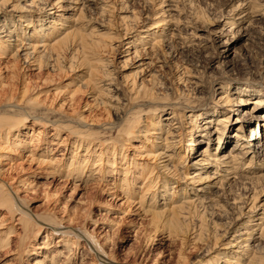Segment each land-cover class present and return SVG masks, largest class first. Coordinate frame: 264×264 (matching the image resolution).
<instances>
[{"label": "bare ground", "instance_id": "6f19581e", "mask_svg": "<svg viewBox=\"0 0 264 264\" xmlns=\"http://www.w3.org/2000/svg\"><path fill=\"white\" fill-rule=\"evenodd\" d=\"M61 1L0 0V64L3 61L1 59H7L8 65L4 63L6 64L4 67L10 70V76L15 77L17 75L19 66L16 68L15 66L20 61H23L22 64H25V66L26 64L36 65L37 70H41L44 64L45 67H50L51 70L59 71L62 69L59 60L60 55L67 51L69 53L73 52L71 55L69 54L71 62L67 68L70 69L73 67L72 63L78 57V59H81V63H83L82 60H86L85 55L91 54V52L95 54V50L107 44L112 48L114 46L111 41L115 40L114 38L124 37L139 30V26H134L132 20L133 17L136 18L139 14H134L136 16L133 17L121 14L118 17V22L123 24V28H121L122 33H118L116 30L114 31L117 33L107 32V30L106 32L101 30L103 32L100 33L96 30L97 32L95 33L93 29L90 33L85 34V27H83L87 21L84 15L85 12L93 7L96 8L98 5L101 6L105 1L67 0L72 7H67L68 12L66 14L57 12L64 5L61 6ZM110 2L109 0L107 3L110 4ZM160 2L162 3L163 1L161 0ZM164 10L162 7L160 15H157L152 24L149 23L151 26H146V21L143 22L142 25L147 28L141 29L139 35L137 34L136 37L127 42L122 50V53H125L124 55L130 52L136 54L137 50L134 47L139 44L143 46L141 49L145 50V45L149 44L151 40L156 41L158 44L160 43V45L164 42L169 43L167 39L173 40L170 50H176L177 41H174L177 37L175 36L176 34L171 29L169 37L166 38V34L163 32V29L166 26H171L175 22V19L173 13L170 14L169 12L165 15ZM253 10L251 7L250 9L246 8L244 14L246 13L248 15L246 16L250 18ZM100 17L103 16L100 15ZM240 17H243V14ZM129 18L132 21H129ZM230 20V25L233 26L235 20L233 18ZM109 21L106 22L108 23ZM128 21L132 22L133 26H127ZM86 26L88 25L86 24ZM106 26L108 27L107 24ZM137 27L138 29H135ZM152 29H155V31ZM90 35H97V37ZM156 35H159V38L155 37ZM102 39L103 41L109 39L110 43L103 44ZM227 44L228 42L225 39L221 46ZM222 51L225 55L229 52L227 46ZM89 59H87L88 62H93V65L87 67L85 65L87 60L84 62V66L87 68L84 74L88 76L87 79H83L84 81L80 80L78 85L75 84L76 87L70 89L67 96H61L60 100L62 101L59 100L57 102L54 100L57 95H53V98L51 97L52 99L50 100H45V98H48L47 96L44 99L32 96L26 97L28 95L27 83H22L23 85L20 88L15 86L14 89H4L1 91L0 158L9 159L12 163L5 172L0 169V210L4 208L6 215L9 216L8 218L16 220L15 223L19 224L18 228L21 229L26 239L29 238L33 230L39 229L44 224L49 226V229L46 231L47 234L43 235L41 238L43 240L40 241V244L34 245V249L40 248L39 246L45 248L49 245L50 247L51 243L48 240V233H53V230H62L59 228L61 227L60 224L55 222L52 216L47 215L44 217L29 213L27 208L22 205V200L20 201L19 192L21 190L19 188L23 185V182L18 180L16 176L10 175L8 170L13 167V163L30 161L36 163V165L46 166L45 172L47 171L52 176H59L64 173L66 180L71 183L74 182V186H76V181L85 183L89 179H96L95 183L100 185V179H104L106 182L112 180L111 184L105 183V186L109 187V192L111 188L116 189V192L114 190L111 191L114 197L120 196L118 199H123V203H134L142 208L155 227L159 224L161 226V223L165 227L167 226L166 228H168V225L172 226L173 233H176L178 238L180 237L181 243L185 239H188L190 234L193 236L190 238L193 239V242L207 240L212 236L214 239L213 246H215L218 224L208 215L214 214L213 208L217 204L211 200L220 195L219 191L214 190L217 187L216 183L212 182L211 185L213 186L206 185L200 189H195L192 186L188 190L187 185H182L181 181L186 176V179H189L190 182L202 179V181H206L210 177L206 176L207 174L205 175V172H207L206 168L210 166L212 170L208 171H212L213 174L222 173L216 181L219 184L218 188L223 186L224 181L226 184H230L236 178V173L240 171V167L244 165L243 160L247 156H249V160L246 163V168L251 167L252 162H254L253 165L258 167V169L264 168V137L263 139L259 137L261 136L260 127L264 129V112L258 116L259 121L251 113L264 106V90L256 87L260 85V82L253 79V76H251L250 80L232 82L231 85L230 82L216 81V85H220L219 87L222 91L217 100L213 101L212 110H210L205 106L206 104L202 101L201 97L195 95L196 82L193 81L191 84L194 86H190V88L194 95L188 94L189 96L184 98L182 107L179 106L182 109L179 110L173 108V106L175 107L181 103L178 104L174 99H170L171 95L169 93H163V90L162 92L159 91L161 93H158L155 89L156 87L152 86L154 84L150 88L148 86L145 87L142 79L140 82H138L139 79L136 81L131 80L127 86L128 92L132 94L130 99L134 102H140V106H131L124 111L121 107L122 105L118 103L119 99L115 101L117 96L114 97L112 94L116 88H111L115 77L113 78L111 70L108 69V66L111 65L110 59H101V57H91V60ZM78 63L80 66V62ZM124 79L128 78L125 76ZM187 80V78L183 79L184 82H187ZM161 84L158 81L155 83V85L159 86ZM83 86L84 88H88L89 86L91 91L89 90L88 93L93 92L90 97H92L95 104L103 106L105 112H109V110L111 112L112 110V113H110V115H114L112 122L101 124L97 121V124H91L92 117V120L90 119L91 121L87 122L83 118L80 119L79 115L73 116L68 114V110L64 108V105L66 106L68 102L74 101L76 93L81 92ZM63 92L66 93L65 89ZM141 92H143V95L139 96ZM102 96L107 97V102L103 100ZM53 100L55 103L57 102L58 110L55 106L51 105ZM145 103H148L152 108L146 110L144 108L146 107L144 106ZM247 103L252 104V107H249L251 110L249 108L238 110L241 105H246ZM168 106L171 107L169 108ZM237 110L238 113L235 112ZM228 111L236 114L234 123L237 124L235 130L238 133L234 131L229 135L230 138L231 136H237L233 140L234 142L228 136H223L225 128L229 123ZM184 116L188 122L182 124L179 119ZM29 117L31 123L27 125L25 122ZM200 122H203L202 125ZM48 128H51L49 134L46 133ZM26 129H30L31 132H23ZM62 132L66 134H63L64 136L61 137L60 141H55V139L60 137ZM197 132L199 133L197 134ZM240 132H245L244 136L240 135ZM185 136L189 137L186 144L188 148L186 149V153L183 150L179 152L178 146L181 142L185 141L187 138ZM66 139H68V142ZM213 139L216 141V145L222 144L220 148L225 147L227 142L233 143H230L223 152H215V150L213 152H210L211 150L206 152L207 147L198 152L199 154L194 151L193 153L197 157L194 158L193 156L194 159L191 160V164H193L191 169L193 170L191 174L187 173L188 166H184V162L190 156L189 153H191L192 147L197 146L200 141L208 144ZM256 139L258 140L256 141ZM133 140L134 142L136 140L137 143L134 144ZM67 145L68 147H66ZM127 146H131V156L126 155ZM69 147H72V150L68 154L69 156L65 157L63 151L65 149L68 150ZM57 151L59 153L55 155ZM81 151L83 153H80ZM135 157H138L139 161L134 160ZM247 171L249 173V170ZM229 173L232 176L228 177ZM263 175L257 174L254 178L249 179L257 181ZM255 196L253 193L249 198L254 199ZM160 199L163 200L160 201ZM16 215L17 217H14ZM66 218L69 223L76 224L72 217ZM234 220L236 219L234 218ZM3 222L4 214L0 215L1 226H3ZM227 224H232V222ZM242 225V228L235 229L236 234L232 238L233 242L236 241L237 250L230 253V255L226 253L224 254L225 256H223V252L218 253V258L222 259L219 257L220 255L224 257L223 264H229L230 262L233 264H264V215L259 214L257 221H251L250 218H247ZM248 225H255V229H251ZM12 228V226H9L5 230H0L3 231L0 234V249L7 247L13 241L10 239L15 234ZM77 230L75 232L70 227H66L64 230L59 231L58 242L64 239L63 243L70 250L71 247L76 248L77 243L82 238L85 244L87 243V248L97 256L99 264L114 263V261L106 260V256L101 253L102 248L97 242L95 243L94 240H91L85 231L79 230V228ZM190 231L191 233L188 234ZM253 233L257 234L254 238ZM69 238H72V241ZM228 243H231V241H228ZM71 252L69 253L71 254ZM42 255L43 259L48 257V255ZM50 255V263L56 264V257L60 254L53 252ZM113 256H109V258L111 257L110 259L116 260L115 256ZM179 256L183 259L182 262H184V257L181 254ZM102 257L105 260L101 259ZM70 259H73L70 255L66 254L64 256V260L69 261ZM129 264L131 263L129 262ZM198 264H216V262L210 259L206 263L199 261Z\"/></svg>", "mask_w": 264, "mask_h": 264}, {"label": "rangeland", "instance_id": "374dc122", "mask_svg": "<svg viewBox=\"0 0 264 264\" xmlns=\"http://www.w3.org/2000/svg\"><path fill=\"white\" fill-rule=\"evenodd\" d=\"M110 1V4H108L107 2H109V0H103L104 3L101 4L103 7L98 5L96 8L93 7L85 12V19L88 22L86 21L83 25V27H85L84 33H90L93 29L95 33L97 31L99 33L103 31L106 32V30L107 32H115L114 30H116L118 33H122L121 28H123V24L118 22V17L121 14H127L129 17L139 14L136 18H131L134 22V26H139V30L124 37L114 38L115 40L111 41L114 47L110 48L107 44L95 50L94 52L97 56L93 52H91V54L86 53L88 55H85V59L87 60L90 58L89 60H91V57L110 59L111 65L108 66V69L111 70L110 72L113 78L115 77L111 84V88H116L112 94L114 97L117 96L115 101L119 99L118 103L122 105L121 107L124 111L131 106H140V102H134L130 99L132 94L128 92L127 86L131 80L136 81L139 79L138 82H140L142 79L145 87L148 86V88H150L154 86L158 93H161L162 90L163 93H169L171 95L169 97L170 99H174L178 104L181 103L176 105L177 107L173 106V108L179 110L182 109L180 107L184 104V98L190 94L194 95L190 88V86H194L191 84L193 81L196 82L194 90L195 95L201 97L202 101L206 104L205 106L210 110H212L213 101L217 100L221 95L222 90L219 87L220 85H216V81L218 80H222L226 83L230 82L231 85L232 82L250 80L251 76H253V79L260 82V85L256 87H260L264 90V0H162V3L160 2L161 0ZM60 4L61 6L64 4V7L62 6L59 8L57 12L66 14L68 12L67 7L71 6L70 2L62 0ZM105 6H108V9ZM249 6L251 9H254L250 18L247 17L248 15L246 13L244 14L246 8L250 9ZM162 7L165 9V15L169 12L170 14L173 13L175 19V22L171 26H166L163 32H165L166 38L169 37L171 29L174 34H176L175 36L177 37L174 39V41H177L176 50H170L173 40L170 41V39H167L169 43L164 42L161 43V45L156 41L148 40L150 43L145 45V50H142L141 48H143V46L139 44L134 47L135 50H137L136 54L130 52L124 55L125 53H122V50L127 42L132 40L133 37H136L137 34L139 35L141 29L143 30L147 28L146 26H151L150 24L155 21L157 15H160ZM241 14H243V17H240ZM100 15L103 17H100ZM232 18L235 20L233 26L230 25V19ZM132 20L129 18V21ZM106 21L109 22L107 23ZM129 21L127 22V26H133V24H131L132 22ZM144 21H146V26L142 25ZM104 22L106 23L103 24ZM86 24L88 26H86ZM135 29H138V27ZM155 29L152 30L155 31ZM90 36L97 37V35ZM158 36L159 35H156L155 37L159 38ZM225 39L228 44L221 46ZM109 41V39L107 41H103L102 39L103 44L110 43ZM226 46L229 51L227 55L229 56L225 55L222 51ZM72 53L73 52L69 53L68 51L61 53L59 60L62 69L59 71L51 70L50 67H45L44 64L41 70H37L36 65L26 64L25 66V64H22L23 61L17 62L15 68L19 66V69L15 77L10 76V70L4 67L6 65L4 63L8 62L7 59H1L3 61H1L2 63L0 64V80L2 82H0V93L4 89L11 90L14 89L15 86L20 88L23 85L22 83H27L28 95H26V97L32 96L44 99L45 96H47L48 98H45V100H50L53 98V95H57L54 100L58 102L60 97L67 96L68 91L75 88L80 80L84 81L83 79H87L88 77L84 74L87 70L84 66L86 60H82L83 63H81V59L76 57L77 59L72 63L73 67L70 69L67 68L71 62L70 55ZM123 60L126 61L122 62ZM78 62H80V66ZM85 65L89 67L93 65V62L90 63L87 60ZM135 73L136 75H134ZM125 76L128 78L126 79L127 81L124 79ZM153 76L156 77L154 78ZM132 77L133 79H131ZM178 77L180 78L179 80ZM184 78L188 79L187 82L183 81ZM157 81L162 84L160 86L155 85ZM159 88L162 89L159 90ZM64 89L66 93L63 92ZM81 90V92L76 93L74 101L68 102L66 106L63 104L64 108L68 110V114L73 116L79 115L80 119L83 118V120L87 122H90L92 117L93 122L91 121V124H97V121L101 124H105V122L109 124L110 121L112 122L114 117L113 114L110 115L112 110L111 112L110 110L109 112H105L103 106L95 104L92 97H90L93 92L88 93L89 90L91 91L89 86L88 88H84L83 86ZM15 94L17 95L16 92ZM141 95H143V92L139 94V96ZM106 96H102L104 101L107 100L106 98L108 96ZM54 100L51 105L55 106L57 109L58 105H56L57 102L55 103ZM144 106H146L144 107L146 110L152 108L148 103H145ZM168 107L170 108L171 106ZM249 107H252L251 103H247L246 105L243 104L238 110L248 109ZM238 110L235 112L238 113ZM232 111H228L229 123L225 128L223 136H228L229 139L233 141L237 136H231L230 138L229 135L234 131L235 133L238 132L235 130L237 124L234 123L236 114ZM262 112H264V106L251 113L255 118L257 117L259 121L258 116ZM29 119L30 117L25 122L27 125L31 123ZM186 120L185 116L179 119L182 124L188 122V120ZM202 123L203 122H200L201 125ZM50 129H47V134L51 132ZM263 130V127H260L261 136L259 137L261 139L264 137ZM27 131L31 132L30 129H26V131L24 130L23 132ZM198 133L199 132H197V134ZM63 134L66 133L62 132L60 137L55 139V141H60L62 139L61 137L64 136ZM239 134L243 135L245 132H240ZM185 137H187L185 141L181 142L178 146L179 152L183 150L186 153V149L188 148L186 144L188 143L189 137ZM257 140L258 139H256V141ZM66 141L68 142V139H66ZM233 142H227L225 147L223 146V148H220L222 144L216 145L214 139L208 144H204L200 141L197 146L192 147L191 153H189L191 157L189 156L184 162V166H188V169L186 168L187 173L191 174L193 170L191 169L193 165L191 164V160L197 157L194 155V151L198 153L207 147L206 152L210 150V152L214 150L215 152H223V150H226L228 145ZM133 143L136 144L137 141L135 140L134 142L133 140ZM66 147H68V145ZM130 147L131 146H127L126 149V155L128 156H131L130 152L132 149H130ZM61 148H59V150H61ZM71 150L72 147H69L68 150L65 149L63 155L65 157L69 156L68 154H70ZM58 153L57 151L55 155H58ZM80 153L83 152L81 151ZM134 160L139 161V158L135 157ZM248 160L249 156L244 158V165L241 166L240 171L236 173V178L230 183L231 185L228 183L226 184L224 181L223 186L218 188L219 184L216 181L222 173L218 172L217 174H213L212 171H208L212 170L210 166L206 168L207 172H205V175L207 174L206 176H210L209 178L207 177L208 179H206V181H202V179L200 181L190 182L189 179H186L187 176L181 181L182 185H187L188 190L192 186L195 189H200L206 185L210 186L212 182L216 183L214 184L217 187H215L214 190L216 189V191H219L220 195L211 201L217 203V208H213L214 214L208 215L218 224L215 246H213L214 239L212 236L207 240L193 242V239H190L193 237L190 231L188 232V234H190L189 240L185 239V241L181 243L180 237L178 238L176 233H173L172 226L171 228L168 225V228H166L167 226L165 227L161 223V226H159V224L157 225L158 228L155 227L147 214L143 212L142 208L134 203H129L130 205L123 203V199H118L120 196L114 197L111 191L114 190V192H116V189L111 188L109 192V187L105 186V183L108 182L111 184L112 180L106 182L104 179H100V185L102 186L95 183L96 179H89L85 183L76 181V186H74V182L73 184L66 180L64 173L59 176H52L47 173V171L45 172L46 166L36 165V163L30 161L13 163V167L8 170V173L12 176H16L18 180L23 182V185L19 188V190H21L19 192V198L21 197L20 201L22 200V205L27 208L29 213L44 217L47 215L52 216L53 220L60 224L61 227L59 228L62 230L66 227H70L75 232L78 231V228L79 230L82 229L88 234L91 240H94L95 243L97 242L102 248L101 253L106 256V260L114 261L113 264H129V262L131 264H198L199 261L201 263H206L210 261V259L214 260L216 264H223L222 261L224 257L220 255L219 257L222 259H219L218 253L223 252V256H225L224 254L228 253V255H230V253L237 250L236 247L238 246H236V241H232V238H234L236 234L235 229L242 228V223H244L247 218H250L251 221H257L259 214L264 215V175L257 181L249 179L254 178L257 174H264V168L258 169V167L253 165L254 162H252L251 167L246 168ZM11 163L9 159L0 158V169L5 172ZM247 170H249V173ZM95 175L97 176V174ZM227 176L230 177L232 175L229 173ZM242 176L243 178H241ZM246 176H250L248 177L249 182ZM253 193L256 195V199L255 197L254 199L249 198ZM161 200L163 199H160V201ZM160 201L158 202L160 203ZM4 210V208L0 210V215L4 214V224L3 226L0 225V230H5L9 226H12L15 234L13 237H10L13 241L10 242L7 247L0 249V264H53L50 263V254L53 252H55V254L56 252L60 254L56 257V264H99L97 256L87 248L88 245H86L87 243L85 244L82 238L80 242L77 243V247H71L70 250L69 247H66L65 243H63L64 239L58 242L59 231L62 230H53V233H48V240L51 243L50 247L49 245L45 248L39 246L40 248L34 249V245L40 244V241L43 240L41 239L43 235L47 234L46 231L49 229V226L44 224L39 229L33 230L29 238L26 239L21 229L18 228L19 224L15 223L16 220H13L14 218L9 219V216L6 215ZM205 215L207 217L206 213ZM69 216L74 219L76 224L72 222L71 224L67 221L66 217ZM14 217H17V215ZM233 217L236 220H234ZM229 221L232 222V224H227L230 223ZM248 227L255 229V225H248ZM2 232L3 231H0V234ZM255 235L257 234L253 233V238ZM15 239L17 240L15 241ZM69 239L72 241V238ZM228 241H231V243H228ZM69 252H71V254ZM65 253L70 255L73 259L69 261L64 260ZM42 254L48 255V257L43 259ZM179 254L184 257V262H182L183 259ZM113 255L116 260L110 259ZM109 256L111 257L109 258ZM101 259L105 260L103 257ZM229 264L233 263L230 262Z\"/></svg>", "mask_w": 264, "mask_h": 264}]
</instances>
